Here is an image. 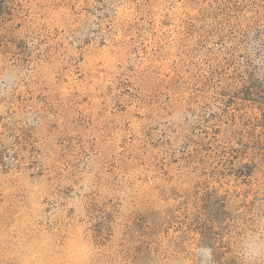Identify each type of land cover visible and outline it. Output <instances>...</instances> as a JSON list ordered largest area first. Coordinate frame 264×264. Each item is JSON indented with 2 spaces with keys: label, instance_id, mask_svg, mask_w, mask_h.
Returning a JSON list of instances; mask_svg holds the SVG:
<instances>
[{
  "label": "trees",
  "instance_id": "1",
  "mask_svg": "<svg viewBox=\"0 0 264 264\" xmlns=\"http://www.w3.org/2000/svg\"><path fill=\"white\" fill-rule=\"evenodd\" d=\"M0 31V70L22 73L0 90V176L51 182L92 152L122 189L154 187L177 206L169 241L185 230L191 258L194 244L206 264H242L247 236L264 239V0H0ZM152 74L164 122L147 126ZM10 195L0 186V220ZM115 214L96 223L101 247Z\"/></svg>",
  "mask_w": 264,
  "mask_h": 264
},
{
  "label": "rangeland",
  "instance_id": "2",
  "mask_svg": "<svg viewBox=\"0 0 264 264\" xmlns=\"http://www.w3.org/2000/svg\"><path fill=\"white\" fill-rule=\"evenodd\" d=\"M11 23L7 22V25L11 26ZM99 59L89 58L88 65ZM50 70L47 65L41 73L46 75ZM102 70V76L94 86L97 90L106 86V74L116 71L108 63ZM145 73L151 75L152 68ZM21 76L19 67L12 63L2 68L0 90L5 85L18 86ZM154 78L152 74L151 80L143 81L146 99L151 104L149 117L145 120L147 126L164 122L156 109L159 92H155L158 84ZM28 121L32 122V118ZM57 136L51 135L47 144L58 147V142L63 143V138ZM67 144L75 143L65 141L64 145ZM67 149L70 147L58 154L69 155ZM74 157L69 158L72 166L61 165L69 171H63L59 165L56 167L50 176L51 182L36 183L28 176H0V186L6 187L11 194L8 209L0 220V264H206L197 254L199 249H205L204 246L193 244L196 248L193 258L190 257L192 242L185 230L181 231L180 239L169 241V224L174 221L177 206L170 204L169 199L164 200L162 192L137 184L128 190L122 189L124 181L100 156L90 152L87 160L82 156ZM47 164L53 166V159L50 158ZM94 201L107 203L93 213L90 203ZM131 201L137 202L134 212L129 206ZM109 211L117 213L110 226L112 237L107 246L101 247L96 242V223ZM135 212V217L128 222V217ZM40 221L41 227L38 226ZM52 223L58 227L56 231L52 229ZM12 231L11 237L6 238L5 235Z\"/></svg>",
  "mask_w": 264,
  "mask_h": 264
},
{
  "label": "clouds",
  "instance_id": "3",
  "mask_svg": "<svg viewBox=\"0 0 264 264\" xmlns=\"http://www.w3.org/2000/svg\"><path fill=\"white\" fill-rule=\"evenodd\" d=\"M210 250L201 248L198 255L202 258V262L206 261ZM242 264H257V261L264 258V239L258 234H249L241 245Z\"/></svg>",
  "mask_w": 264,
  "mask_h": 264
}]
</instances>
